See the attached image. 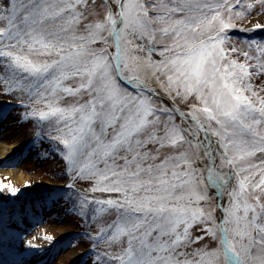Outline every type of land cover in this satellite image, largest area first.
I'll return each mask as SVG.
<instances>
[{
    "label": "snow or ice",
    "instance_id": "6c2138e0",
    "mask_svg": "<svg viewBox=\"0 0 264 264\" xmlns=\"http://www.w3.org/2000/svg\"><path fill=\"white\" fill-rule=\"evenodd\" d=\"M115 3L116 13L109 11L102 22L88 26L86 36H77L68 34L73 31L70 25L75 16L65 19L75 8L71 0H0V21L7 22L6 27L0 26V58L7 59L5 68L14 78L31 81L29 89L48 101L47 111L33 109L29 115L40 121H56L52 139L63 146V158L70 169L79 166L80 174L98 177L92 193L121 194V199L90 201L115 208L118 214L109 240L128 236L127 248L109 260L116 264H264V161L250 162L257 152L264 153V98H256L255 92L252 97L256 99L243 94L251 90L244 83L248 66L234 60L223 69L219 66L224 60L220 45L225 30L236 25L225 23L219 11L209 18L208 13L214 10L202 0H157L151 8L145 0ZM227 7L231 12L232 6ZM150 11L156 15L150 16ZM214 22L220 24L219 31L205 39L216 27ZM157 33L160 42L165 37L172 39L158 53L162 60L153 61L151 49L147 58L134 54L145 47L137 41L147 38L148 44H155ZM109 39L114 44L111 53ZM97 42L106 47L94 48ZM257 49L264 56V45H257ZM25 51L28 54H18ZM33 53L54 54L58 59L41 61L30 58ZM244 55L249 58L247 52ZM259 67L264 70V64ZM70 76L79 77L82 83L75 89L63 88V92L76 94L83 89L90 99L78 107L54 106L50 97L58 99L61 81ZM153 78L169 95H194L201 102L203 107L193 105L190 112L180 113L190 117V123L185 120L187 127L176 125L166 107L159 109L168 114L166 121L155 115L158 109L145 94L151 91ZM48 89L51 93L46 95ZM153 116L155 119L150 118ZM160 123L164 138L173 145L187 144L189 151L145 166L149 154L139 149L147 141L136 137L147 126ZM109 127L114 135L105 142L102 136ZM148 138L157 139L155 131ZM121 151L135 155L131 159L120 157L124 164L117 165ZM81 160L85 161L82 165ZM197 160L206 161L202 168L195 166ZM233 178L235 186L229 191ZM3 188L12 195L19 191L11 183H0ZM210 189L217 196L226 193L227 206H211ZM77 195L82 204L88 201V192ZM201 202H208L209 210L200 207ZM218 209L223 212L219 221L215 216ZM190 222L204 223L206 234L218 242L197 249L195 259H176L186 255L176 249L188 238ZM181 225L183 236L179 234ZM171 236L175 239L170 242L163 239Z\"/></svg>",
    "mask_w": 264,
    "mask_h": 264
},
{
    "label": "rangeland",
    "instance_id": "374dc122",
    "mask_svg": "<svg viewBox=\"0 0 264 264\" xmlns=\"http://www.w3.org/2000/svg\"><path fill=\"white\" fill-rule=\"evenodd\" d=\"M71 2L75 5L74 11L65 17L67 20L69 16H75V19L70 25L73 31H70L68 33L69 35L86 36L90 31L89 25L102 22L109 11L113 13L118 11L115 0H79V2H77V0H71ZM156 2L157 0H151V3ZM202 2L209 3L214 10L208 13L209 18L215 14V11H219L221 19H223L225 23L236 25L235 28L226 31L236 35H233L232 38L225 40V42L220 45L224 50V60L219 62V66L223 69L225 64L230 65L233 60L238 64L243 63L248 66L249 74L245 78L244 83H247L251 90H244L243 94L250 99L264 98V70L259 67V64H264V56H260L257 49V45H262V41L235 38L239 32L249 33L250 31L248 30L250 29L264 30V27H255L257 24L264 25V3H261V0H202ZM145 3L151 8L149 0H145ZM217 5L223 7L217 8ZM227 5L232 6L231 12H229ZM237 12L241 13V15L237 16ZM77 13L79 15H76ZM149 15L154 16L156 13L150 11ZM5 22L6 21H0V26L6 27ZM58 23H63V21H59ZM214 23L216 27L206 34L204 37L205 39H207L208 36L216 35L219 31L220 24L218 22ZM157 27H163V25H158ZM241 29L248 30L242 31ZM105 35H107V33H105ZM156 39L159 43V48L155 47L156 49H154L153 44H148L147 38H144L142 41H137V43H143L145 45L143 51H138L134 54L147 58L149 49H151V59L153 61L154 58L152 57H156V59L163 58L158 55V53L162 51L165 46L170 45L172 39L171 37H165L163 41L160 42L161 37L159 33H157ZM109 45H111L109 47V53L114 52V44H112L111 39H109ZM93 47L99 49L101 47H106V45L97 42ZM245 52L248 53L249 58L245 57ZM18 54L28 53L25 51L24 53ZM29 55L30 58H39L41 61L47 59L50 62L52 59H58L54 54L52 56H39L37 53ZM6 63L2 62L0 59V144H2V142L6 144L16 142L19 147L18 150L8 158L0 160V168H21L26 179L16 181L11 174L0 172V183H11L13 186L19 187L22 191L21 194L17 192L15 195H12L8 192L7 188L0 189V244L5 246V249L0 246V264H100L98 260L85 254L90 241L78 231L81 230L83 221L75 211L67 208V202L63 197H59L58 194L69 185L74 187L77 192H88V201L109 198L121 199V194L92 193L91 189L98 177H92L87 172L80 174L79 166L76 167V172L79 175L72 176L65 172L64 165L58 152L49 149L48 142L44 138L39 137L41 134L39 131L41 127L46 126L48 129L55 130L57 128L56 121L54 119L50 121H40L38 117L29 115L33 109L37 111H47L48 101L36 97L35 93L30 94L26 92L20 87L22 82L16 86L17 88L12 89V92L7 91V84L2 78L4 64ZM255 64H257L256 67L253 66ZM253 67L254 69L251 70ZM162 79L165 78L162 77ZM154 82L158 81L153 78L150 83ZM80 83H82V81L79 77L71 76L61 81V88L56 93L58 99L50 97L54 106L72 108L86 104L90 99L86 90L82 89L76 94L65 93L62 90L66 87L73 89L78 88ZM152 86L157 89L160 94L171 99L188 112L191 111L193 105L203 107L201 102H199L194 95L176 97L175 92L169 95L160 87ZM253 92L257 94L256 98L252 97ZM50 93L51 90L48 89L46 95ZM172 95L175 96V100L172 99ZM17 99L23 101L25 104H17L13 107L5 108L6 101ZM38 99L39 102H37ZM152 104L156 106L158 111L163 107L169 108L166 102L161 98H157V102ZM158 113L155 115L159 116L161 121L167 120V116L163 115L161 112ZM150 118L155 119V116ZM173 121L176 125L187 127V124L177 115H174ZM96 130L98 134H100V126L98 123L96 125ZM153 131H155L156 135H159V140L147 141V139L149 140V135ZM35 134H38V137H35ZM113 135V129L109 127L107 135L103 137L104 141H110ZM33 137L34 139L31 140ZM164 137V125L160 123L155 126H147L145 132L141 133L136 138L147 141L144 148L156 149L157 147L158 158H162V156L166 157L172 152L189 151L188 145L182 143L176 146H160ZM120 156H122L121 152L117 154V159L115 160L117 165H120ZM261 161H264V153L257 152L254 157L250 158V162L253 164H259ZM83 163L85 162L81 161V165ZM109 163H113L112 159H109ZM204 163V160H197L195 161V166L202 168ZM217 163H219L218 158ZM100 167H103V165H100ZM256 179H259V175H257ZM26 184L28 186H25ZM234 186L235 178H233L228 190L230 191L231 187ZM209 196L212 198L211 206H215L216 195L211 189L209 190ZM223 197L224 205L227 206V194L225 193ZM200 205L203 206L205 210H209L210 205L208 202H201ZM115 214V208L107 209L102 217V222L96 224V226H93L91 229L98 231L101 225L113 219ZM201 225L194 226L190 230V235L195 237L202 236L204 239L202 241L197 240L195 243H183L181 247L185 248L187 253L184 259L192 258V253L196 251L195 249L215 246L216 240L206 234L205 224L201 223ZM182 227L183 226L180 228ZM47 236H51L53 239L51 241L45 239ZM29 242L36 245V247L30 246L28 244ZM122 242L123 240L121 239L120 243ZM118 247L119 244L114 241L107 245L106 250L114 251Z\"/></svg>",
    "mask_w": 264,
    "mask_h": 264
},
{
    "label": "trees",
    "instance_id": "16d2710c",
    "mask_svg": "<svg viewBox=\"0 0 264 264\" xmlns=\"http://www.w3.org/2000/svg\"><path fill=\"white\" fill-rule=\"evenodd\" d=\"M5 26H7V22H5ZM226 31L227 30H225V33H224V36H225L224 42H225V40H228L229 38H232L233 35H236L233 32H232L233 34H231V32H226ZM248 31H250V32L249 33L239 32L237 34V36H235V38H239V39H242V40H246V39H248V40H251V39L261 40L262 41V45H264V30H260V29L251 30L250 29ZM243 38H246V39H243ZM158 44L159 43L157 42V43L153 44V46L156 47V48H159ZM152 58H154V61H160V60L163 59V58L156 59V57H152ZM0 59L2 60V62H5V63L7 62L6 58H0ZM256 65L257 64H255L253 66L256 67ZM254 67L251 68V70L254 69ZM2 78H3L4 82L7 84L6 88H7V91H9V92H12V89L17 88L16 86H18L19 83H21V82H22V84H21L20 87L23 88L26 92H28L30 94H33L36 91L35 89L34 90L33 89L32 90L29 89L28 85L31 83V81H28V82H24L23 80H21V81L18 80L17 81V79L12 76L11 72H9L5 68V64H4ZM151 84L154 85V86L160 87L158 82L150 83V85ZM245 84H247V83H245ZM122 86L123 87H128L129 91H134L129 86H126V85H123V84H122ZM145 94L149 95L152 98V103L157 102V98L153 97L148 92H146ZM172 99L175 100V96L172 95ZM10 103L13 104V105L25 104L23 101L17 99V100L6 101V106L9 105ZM154 107H156V106H154ZM169 111L172 114V116L174 117L175 114L170 109H169ZM158 112H160V111H157L156 114ZM158 114H160V113H158ZM163 115L168 116L167 113H163ZM39 131L41 132L40 137L44 138L48 142V148L58 152L59 157L62 160V163L64 165L65 172H67L68 175H72V176L73 175H79L76 172V167L77 166L72 167L70 169V167L68 165V162L63 158V156L65 154L63 146L58 141L52 139V136L56 135V129L52 130V129H48L46 126H44V127H41V129ZM156 136H157V139H158L159 135H156ZM103 137L104 136H102V139H103ZM150 140L151 139H149V140L147 139V141H150ZM151 141H154V140H151ZM180 143L185 144L183 142H178L177 144L173 145V144H171L169 139L164 138L163 141H161L160 146H162V145L163 146H165V145L176 146V145H178ZM145 146H146V143L139 149L140 152L143 151L141 153L147 152L149 154V159L145 162V166H146L147 163L158 164V163H160L161 161L165 160L168 157H176V156H179L182 152H187L188 151L187 150V151H181V152H172L169 155H167L166 157L162 156V158H158L157 157V153H158L157 152V150H158L157 147H156V149L155 148L147 149V148H144ZM121 153H122V156H120V157L127 156L128 159H131L132 156L135 155V152H124V151H121ZM153 156L156 158L154 161L151 159V157H153ZM119 159H121V158H119ZM81 161L85 162L84 160H81ZM123 164H124V160L121 159L120 165H123ZM169 174H170V170H169ZM95 184H93V185L95 186ZM14 187L19 189V187H17V186H14ZM21 193H22V191H21V189H19L18 194H21ZM77 193L78 192L76 191V189L74 187H72V186L68 187L67 186L65 188V190L60 193V197H63L65 199V201L67 202V208L69 210L75 211L76 214H78L80 219L83 221L82 228H81V230H78V231H79V233L81 235H83L85 238H87L90 241V244L87 247V250H86L85 254H88V255L91 256V258L98 260L100 262V264H116V262H111L109 260V257L115 256V255H119L121 253V251L124 248H127V246H128V236L127 235H121L118 239H114V240H109L108 239V237L110 235H112L113 231L115 230L114 229V225L117 222V217H118L117 212H116L115 216L113 217V219H111L110 221H107L106 223L104 222L101 225V227L99 228V230L95 231V230H93L91 228H93V226H96V224L102 222V217L106 213L107 209H110L112 207H109V206H106V205H96L95 203H91L90 201H86L85 203L82 204L80 202V198L78 197ZM180 194L181 193L177 192V195H180ZM200 207L204 208L201 205H200ZM101 208L103 210H98V209H101ZM199 224L201 225V223H199V222H197V223L190 222L188 238L186 240L182 239L181 243L179 244V246L176 249L177 253H185L186 255L176 256L175 257L176 259L184 260V258H186V256H187L185 248L181 247V245L183 243L187 244V243H191V242L192 243L197 242L196 238L198 236H196V237L195 236H191L190 235V230L194 226L199 225ZM110 226H112V227H110ZM201 227H202V225H201ZM204 227H206V225ZM101 229H106L107 231L101 232ZM179 234L181 236H183V227L179 229ZM193 237H194V239H193ZM121 239L123 240L122 243H120ZM163 239L164 240H169V242H170L171 239H175V236L164 237ZM114 241H116L119 244V247L116 250H114V251L106 250L107 249V245L109 243H111V242H114ZM217 242L218 241L216 240V243ZM195 250H197V249H195ZM195 252L196 251H194L192 253V256H193L192 258H187V259L192 260L193 258H195V256H194Z\"/></svg>",
    "mask_w": 264,
    "mask_h": 264
},
{
    "label": "water",
    "instance_id": "95a60500",
    "mask_svg": "<svg viewBox=\"0 0 264 264\" xmlns=\"http://www.w3.org/2000/svg\"><path fill=\"white\" fill-rule=\"evenodd\" d=\"M124 84V83H123ZM151 91H148L149 93L153 94L154 96L161 98L164 100V102H166V104L170 107V109L182 120L185 122V120H187V122H191L190 121V117H183L180 115V113H188V111L182 109L179 105H177L175 102H173L171 99L165 97L164 95L160 94L159 92H157L156 90H154L151 86ZM187 124V123H186ZM203 135V134H202ZM213 140H215V138H213ZM206 162V161H205ZM212 190V189H211ZM212 192L216 195V205L217 204H224V197L222 196H217L216 191L212 190ZM216 218L219 221L220 219L223 218V212L220 211L219 209L216 212Z\"/></svg>",
    "mask_w": 264,
    "mask_h": 264
},
{
    "label": "bare ground",
    "instance_id": "6f19581e",
    "mask_svg": "<svg viewBox=\"0 0 264 264\" xmlns=\"http://www.w3.org/2000/svg\"><path fill=\"white\" fill-rule=\"evenodd\" d=\"M201 139H203L202 133H201ZM18 147L19 145L16 142H11L10 144H6L2 142V144H0V160L4 158H8L10 155H12L14 152L18 150ZM0 172L4 174H11V176L16 181H22L26 179V176L22 172L21 168H17V169L0 168Z\"/></svg>",
    "mask_w": 264,
    "mask_h": 264
}]
</instances>
